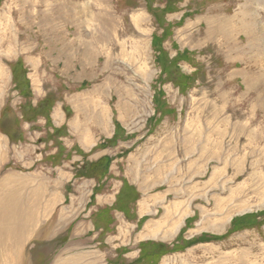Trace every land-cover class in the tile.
I'll return each mask as SVG.
<instances>
[{"label": "rangeland", "instance_id": "1", "mask_svg": "<svg viewBox=\"0 0 264 264\" xmlns=\"http://www.w3.org/2000/svg\"><path fill=\"white\" fill-rule=\"evenodd\" d=\"M88 101L108 107L114 131L100 151L78 156L55 112L88 119ZM164 145L173 155L159 158ZM98 154L109 158L89 170ZM132 158L140 175L170 160L178 178L155 188L186 186L189 215L179 213L171 242L146 240L136 258L131 247L114 252L116 234L92 235L81 245L96 252L86 260L159 264L187 250L199 260L187 255L190 264H264V0H0V209L15 213L12 186L52 183L59 169L87 180L108 172L98 186L115 193ZM63 183L74 191L73 179ZM134 206L112 205L115 223ZM67 238L26 236L16 246L25 264H55L77 254L63 249Z\"/></svg>", "mask_w": 264, "mask_h": 264}, {"label": "crops", "instance_id": "2", "mask_svg": "<svg viewBox=\"0 0 264 264\" xmlns=\"http://www.w3.org/2000/svg\"><path fill=\"white\" fill-rule=\"evenodd\" d=\"M90 100L96 99L91 97ZM88 102L92 105L90 106L89 104H86V106H88V112H86V114H90L91 117H88V119L82 112H78L77 115L71 118L72 120L66 118L64 115L65 113L61 114L55 112V115L58 118L57 126L65 123L67 127H69L71 136L66 135L65 138H63L65 144L80 146L78 147L82 152L77 151V153H79L77 154L78 156H81L84 152L88 156L95 151H100L96 147L100 145V142H105L107 139H110L113 136L114 131L108 120V107L105 105L98 106L100 103L97 101ZM93 106L96 107L99 112L91 111L94 109ZM171 136L172 135L165 136L160 138V140L163 142L171 141L172 139H167V137L171 138ZM66 141H69V143ZM171 144L172 143H170V145ZM104 145L107 146L108 142L104 143ZM166 146L167 145L161 147L165 150L161 151L160 148V150L157 151L159 158H168L167 154L169 156L173 155L171 150H168ZM73 153H75V151H73ZM102 158H109V156L106 154H98L94 160L89 161L87 168L89 167L90 162L102 163ZM61 162L63 163L64 161L61 160ZM109 162L107 163V171L111 165ZM130 163L133 165V167L128 169L131 176L126 173L125 168L121 171V175L123 176L121 180L122 183H120V187L115 193H109L108 189L105 191L99 189L100 186H98V183L102 179L105 180L107 178L105 175H107L108 172H105L102 176L93 173L88 177L90 180H87L75 176V169L73 167L74 170L72 171L59 169L57 172V179L53 180L52 183L47 179H42L40 183L27 181L24 186H16L15 188L12 186L11 191L16 189V194L13 197L11 196V198L16 199V211L14 214L12 212L13 217L11 216L15 221V226L17 229L23 228V226L29 228V230H26L28 235L27 238H55L64 231H68L69 240L63 249H65V252L75 251L77 249L74 252L77 254H73L68 258L58 259L57 261L71 259L76 260L77 264H94V261L89 259L86 260L85 257L90 256L91 254H96V252L91 250V254H89L88 252L81 250L83 239L85 240L88 237H92V235L96 238L97 236L107 237L116 234L115 239L121 237L123 244L121 242V245L116 246L114 252H116L117 249H119V252H122L120 250L121 248L131 247V250L127 252V257L129 256L131 258L138 257L140 244L146 240L164 241L166 243L171 242L183 225L184 216L189 215L184 209L187 204L185 198L187 187L184 186L178 194H173L174 189L170 185L159 189L155 188L156 184H161L163 180H166V184H169L178 178L177 175L172 177V174H169V170H171L170 168L174 165L170 160H161V164L159 165L155 164L148 166L149 170H147V172L149 173L143 175H140L142 172L137 168V165L139 163L141 164V161L132 158ZM198 165L202 166V164ZM125 178H129V180H127L129 182L128 188L125 187V183L123 184ZM25 179L27 180L28 178ZM72 179L74 180L75 187L73 188L74 191L70 193L72 189L70 188V191L67 192L65 187L66 184L63 182ZM175 189L179 190V186H176ZM93 190H95L94 193ZM7 192H9V190ZM92 194L94 201L92 204H88L89 198ZM70 195L73 196L72 199H69ZM23 198H25L26 203L22 201ZM119 200L128 201L130 203L132 202L134 203L135 208L129 211H119L122 217L120 218V221H117L118 223H115V210L112 209L111 206L118 203ZM68 201L69 203H67ZM33 204L37 205L36 210L33 209V213L37 216L31 220L29 218V213L32 214L31 205ZM107 206L111 207V210L113 211ZM98 209L105 210L108 214L109 211H111V219L95 218L94 215ZM132 212L135 214L132 215ZM179 213L185 214L184 216H181V214L180 217ZM114 223L115 225L113 227ZM69 245H71V247L66 249ZM187 252V250H184L181 252L175 251L167 253L160 258L159 264H190L189 262L191 261L188 260L187 255L196 259L197 257L193 256L191 252L189 254ZM179 255L184 256L179 257L175 263V258Z\"/></svg>", "mask_w": 264, "mask_h": 264}, {"label": "bare ground", "instance_id": "3", "mask_svg": "<svg viewBox=\"0 0 264 264\" xmlns=\"http://www.w3.org/2000/svg\"><path fill=\"white\" fill-rule=\"evenodd\" d=\"M37 205L33 204L31 205L32 209V214L29 213V218L33 220L37 215L33 213V209L36 210ZM30 208V207H29ZM36 212V211H35ZM37 213V212H36ZM6 214L8 216H6ZM12 216V210L11 209H0V246L4 251L8 252L6 254V259L2 258L0 261L6 260L9 262H12L13 264H25V258L24 256L19 252L16 242L19 239H22L27 235V233L23 234V232H26V230H29V228H26L23 226V228H18L14 224V219L11 217ZM4 219L7 220V223L5 224L3 221ZM24 223V222H22ZM25 224V223H24ZM17 230H19L22 233H17ZM30 232V231H29ZM56 264H77L76 260H71V259H66L62 261H58Z\"/></svg>", "mask_w": 264, "mask_h": 264}, {"label": "trees", "instance_id": "4", "mask_svg": "<svg viewBox=\"0 0 264 264\" xmlns=\"http://www.w3.org/2000/svg\"><path fill=\"white\" fill-rule=\"evenodd\" d=\"M91 175H92V174H91ZM144 244H145V243H144ZM144 244H142V246H143ZM145 245H146V244H145ZM145 245H144V246H145ZM172 251H173V250H172ZM165 252H170V250H169V251H165Z\"/></svg>", "mask_w": 264, "mask_h": 264}]
</instances>
